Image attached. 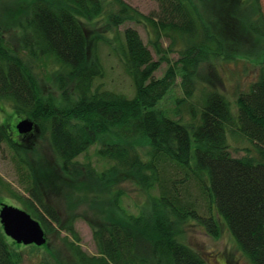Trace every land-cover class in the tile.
Listing matches in <instances>:
<instances>
[{"label": "trees", "instance_id": "trees-1", "mask_svg": "<svg viewBox=\"0 0 264 264\" xmlns=\"http://www.w3.org/2000/svg\"><path fill=\"white\" fill-rule=\"evenodd\" d=\"M27 1L28 10L16 15L18 47L0 31V100L47 135L59 173L51 176L27 161L24 148L1 125L0 149L8 143L19 168L26 169L30 184L24 209L46 236L54 228L74 233L72 221L64 223L51 202L56 190L51 177H56L60 187L71 186L64 192L80 188L73 191L81 194L77 199L72 190L64 194L70 209L88 203L92 217L97 256L72 247V264H208L182 242L189 222L216 238L225 223L250 264H264V18L259 0H154L158 12L152 16L123 0ZM100 16L111 39L89 36L87 22ZM128 21L143 26L157 60L137 30L118 32ZM98 42L130 73L132 95L95 86L104 73ZM170 54L179 55L173 64ZM240 58L259 59L261 73L237 97L235 110L210 79L194 99L205 63ZM163 63L169 67L156 78ZM40 74L52 79L56 95L42 90ZM178 76L183 97L176 100V119L159 105ZM230 134L253 148L234 157ZM97 144V156L108 164L100 172L77 160ZM126 182L148 195L137 214L121 205L128 197L121 187ZM8 239L0 225V264H22L27 246L15 248Z\"/></svg>", "mask_w": 264, "mask_h": 264}, {"label": "rangeland", "instance_id": "rangeland-1", "mask_svg": "<svg viewBox=\"0 0 264 264\" xmlns=\"http://www.w3.org/2000/svg\"><path fill=\"white\" fill-rule=\"evenodd\" d=\"M125 3L135 8L138 12L144 15H156L158 12V4L154 0H123ZM261 14L264 18V0H259ZM29 5L27 0H2L0 4V31L4 38L8 41L10 46L18 47L20 42L21 31L17 24L18 10H28ZM105 26V16H100L95 20L87 22L86 27L91 39L94 35H99V38L111 39V35L107 33ZM126 28H132L138 31L144 44L151 51L153 58L158 59L153 48L148 44V38L143 26L133 23L125 22L118 29L122 32ZM102 36V37H101ZM164 47H167L168 42H165ZM98 57L103 65L104 73L102 78L96 80L95 86H101L103 89H108L116 93L125 95L133 94V81L130 73L126 70L123 63L116 56L112 50L98 42ZM170 63H174L179 59L178 54L169 55ZM169 65L163 63L160 66L155 77L161 78L166 72ZM54 69L49 67V70ZM261 71V64L259 59L240 58L236 61H222L210 60L205 63L198 73L196 90L194 99L198 100L201 95L203 86L206 85L207 79L212 81L214 89L220 92L229 101L233 110L236 107L237 97L241 93H247L251 85L257 81ZM40 84L42 90L56 95L52 79H47L44 74H40ZM207 88V87H205ZM183 97V90L181 87V79L178 76L177 81L171 91L161 101L159 108L166 116L171 118H178L174 114L176 100ZM0 125L6 131L10 140L22 146L26 153L24 157L27 161L34 163L43 172L49 173L51 176L59 173L57 170L56 157L53 153L47 135H40L37 131L28 138H20L17 132V125L20 119H26L19 114L7 100H0ZM185 119L187 116L185 114ZM18 135V136H17ZM107 138L103 139L106 141ZM230 152L234 157H243L246 153L245 148H253L245 138L238 135H229ZM101 145H94L88 151L78 157L81 163H90L97 171H102L107 167V162L101 160L97 156V150ZM15 151L8 143H3L0 149V209L1 205L12 206L21 210L24 209L23 199L28 197L29 179L25 177L27 173L25 168H19L17 159L15 158ZM46 175V174H45ZM54 178V180H53ZM51 181L55 184V193L50 197L52 203L63 219L64 223L72 221L73 234L63 231L61 228H54L51 234L46 236L47 242L43 248L39 250H32L34 247L18 245L15 248L23 249L24 260L22 264H58L61 260L65 264L73 263L72 247H78L87 256H97V249L92 237V229L89 221H92L88 210V203L80 204L73 210L70 209V203L64 194L71 192L68 190L70 185L62 188L56 184V177H51ZM69 184H73L69 181ZM128 192V197L122 199L121 205L127 209L128 212L137 214L138 208L141 205H146L148 202V195L137 188L135 185L126 182L121 186ZM78 185H75L72 190V195L77 199L79 192ZM82 192V191H81ZM90 211V210H89ZM205 212V209L202 211ZM88 216V217H87ZM90 217V218H89ZM220 235L212 237L205 229L196 222H189L186 224V231L182 237V242L202 256L208 264H250L248 259L240 252L230 234L227 226L220 224ZM10 240V239H8ZM11 241V240H10ZM32 248V249H31Z\"/></svg>", "mask_w": 264, "mask_h": 264}, {"label": "water", "instance_id": "water-1", "mask_svg": "<svg viewBox=\"0 0 264 264\" xmlns=\"http://www.w3.org/2000/svg\"><path fill=\"white\" fill-rule=\"evenodd\" d=\"M37 131L34 123L28 119L20 121L17 132L20 135ZM0 225L4 235L17 245L41 247L47 238L41 224L25 210L1 205Z\"/></svg>", "mask_w": 264, "mask_h": 264}, {"label": "flooded vegetation", "instance_id": "flooded-vegetation-1", "mask_svg": "<svg viewBox=\"0 0 264 264\" xmlns=\"http://www.w3.org/2000/svg\"><path fill=\"white\" fill-rule=\"evenodd\" d=\"M20 120L22 121V120H24V118H23V119H20ZM18 135H19L20 138L25 139V138H28V137L32 136V135H33V132H31V133H29V134H25V135H20V134H18ZM18 135H17V136H18Z\"/></svg>", "mask_w": 264, "mask_h": 264}, {"label": "clouds", "instance_id": "clouds-1", "mask_svg": "<svg viewBox=\"0 0 264 264\" xmlns=\"http://www.w3.org/2000/svg\"><path fill=\"white\" fill-rule=\"evenodd\" d=\"M2 119H3V118H2V117H0V121H2Z\"/></svg>", "mask_w": 264, "mask_h": 264}, {"label": "bare ground", "instance_id": "bare-ground-1", "mask_svg": "<svg viewBox=\"0 0 264 264\" xmlns=\"http://www.w3.org/2000/svg\"><path fill=\"white\" fill-rule=\"evenodd\" d=\"M34 132V131H33Z\"/></svg>", "mask_w": 264, "mask_h": 264}]
</instances>
